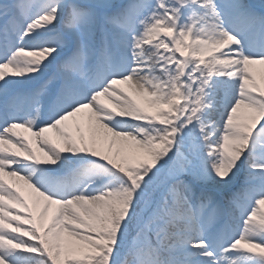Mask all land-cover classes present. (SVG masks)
Returning a JSON list of instances; mask_svg holds the SVG:
<instances>
[{
  "label": "snow or ice",
  "instance_id": "obj_1",
  "mask_svg": "<svg viewBox=\"0 0 264 264\" xmlns=\"http://www.w3.org/2000/svg\"><path fill=\"white\" fill-rule=\"evenodd\" d=\"M0 264H264V0H0Z\"/></svg>",
  "mask_w": 264,
  "mask_h": 264
},
{
  "label": "rangeland",
  "instance_id": "obj_2",
  "mask_svg": "<svg viewBox=\"0 0 264 264\" xmlns=\"http://www.w3.org/2000/svg\"><path fill=\"white\" fill-rule=\"evenodd\" d=\"M251 2L252 3H255V4H257V5H259L260 3H261V0H251ZM49 135H54V134H49ZM35 140L33 139V147L35 148ZM37 155H40V153L39 152H37Z\"/></svg>",
  "mask_w": 264,
  "mask_h": 264
},
{
  "label": "trees",
  "instance_id": "obj_3",
  "mask_svg": "<svg viewBox=\"0 0 264 264\" xmlns=\"http://www.w3.org/2000/svg\"><path fill=\"white\" fill-rule=\"evenodd\" d=\"M241 179H242V177H241Z\"/></svg>",
  "mask_w": 264,
  "mask_h": 264
}]
</instances>
